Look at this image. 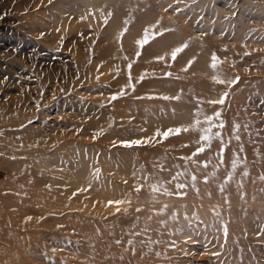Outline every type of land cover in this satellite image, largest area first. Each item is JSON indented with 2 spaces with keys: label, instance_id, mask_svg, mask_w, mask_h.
<instances>
[{
  "label": "rangeland",
  "instance_id": "374dc122",
  "mask_svg": "<svg viewBox=\"0 0 264 264\" xmlns=\"http://www.w3.org/2000/svg\"><path fill=\"white\" fill-rule=\"evenodd\" d=\"M218 1L223 0L198 4L173 0L176 12L168 14L185 25L189 35L151 31L146 48L136 49L135 60L125 64L122 56L133 39H127L128 34L137 35L147 27V21H140L143 17L150 16L156 23L155 13L146 11L139 20L125 21L126 6L115 8L116 0H0V259L8 264H77L83 257L80 248H86L96 229L105 236H123L118 247H134L140 264H264V202L261 207L244 200L243 204L222 202L215 187L216 194L203 197L209 203H198L197 215L186 220V212L195 209L194 196H164L162 205L169 207L153 215L147 198L157 199L159 194L147 188L135 191L145 175L170 179L162 173L157 176L161 171L150 160H165L166 155L180 158L174 147L189 145L181 132L163 137L164 131L175 129L173 122L179 116L174 111L180 110L174 108L176 100L161 97L177 96L173 83L180 74L196 72L193 68L203 57L211 61V53L203 54L201 48L207 46L219 61L222 56L228 62L239 56L238 32L243 34V46H264V19L248 20L230 10L247 1L244 10L249 11L251 0H228L230 8L223 10ZM185 44L188 47L173 60L172 51ZM257 52L264 58V48ZM252 60L242 56L230 65L234 73L238 68L246 70L236 74L246 78L238 111L258 134L252 141L260 149L264 146V59L257 65ZM251 75L257 79L249 80ZM129 83L143 89L123 102L126 94L120 87ZM113 95L117 99L112 100ZM136 140L143 142L131 147L122 144ZM207 159L201 153L197 160ZM118 200L125 203H108ZM149 216L164 221L163 229L153 235L156 243H151L158 244L163 257L148 252L153 251L148 245L150 230L143 229ZM137 217L144 225L136 223ZM177 221L178 233L172 235ZM223 225L228 228L226 242L220 230ZM79 226L86 228L88 240L75 232ZM133 230L142 235H135L136 241ZM159 235L176 239L165 244ZM63 245L72 252L62 256ZM52 249L59 250L58 256L66 257V262L49 253Z\"/></svg>",
  "mask_w": 264,
  "mask_h": 264
},
{
  "label": "bare ground",
  "instance_id": "6f19581e",
  "mask_svg": "<svg viewBox=\"0 0 264 264\" xmlns=\"http://www.w3.org/2000/svg\"><path fill=\"white\" fill-rule=\"evenodd\" d=\"M117 3L114 5L115 8H118L120 5L125 4V13L128 15L125 19L127 20H139L142 18V14L146 13H152L155 15L159 14L161 16L155 17V15H152L153 18L156 20V23L151 22L152 18L150 16H147L146 18L143 17L140 21H144L145 23L147 21V27L141 28L139 30V34H128L127 39L133 38L130 40L131 44L129 45V48L126 50V52L122 56V62L123 63H131V61H134V51L136 49L138 51H142L143 48H146L144 45L141 47L137 42L142 40L144 36L147 34L149 35L151 31L157 30L158 32H174V31H181L187 33L189 35V29L181 24L178 23L177 20L173 17H170L168 12H176L175 10V4H173V0H116ZM202 0H197L198 4ZM228 0H223V1H218L220 4L219 7L220 9H227L230 8V5H228ZM195 2L191 4V6L194 5ZM247 1H242L241 3L237 4L234 7H231V11H235L236 14L240 17H246L248 20H255V19H264V0H251L250 2V10L245 11L244 7ZM156 6H159V10L156 9ZM203 7V6H202ZM152 8H155L154 11ZM208 6L207 4H204L203 9L207 10ZM152 11V12H150ZM139 21V22H140ZM135 28V27H134ZM135 30H133L134 32ZM236 40H238L237 44L235 45L236 51H238L239 56H235V59L224 60L223 57L221 56L220 59L221 61L217 60L218 67L217 69H212L210 67V64L212 61H209L206 57H203L200 59L199 63L197 66H194L193 69L196 70L193 72L189 71H183L182 75L180 74V77L176 79V82L174 81L173 83V91L174 93L177 94V96H180L181 98L179 100H176L175 103V109H178L180 111L175 110L174 112L177 113L179 116L176 122H173V127L181 128V133L184 134V138H186L189 141V145L187 146L186 144H183L181 146H175L174 151L175 152H180L181 156L180 158H173L170 155H166L165 160L164 159H158L154 158L153 160H150V165L152 164L155 166L156 169L160 170L161 168H166L168 169L167 171L164 172H159L156 173L157 176H160V173L164 175H169L171 177L174 175L177 171L183 172L185 171V168L189 170L191 174H195L198 177L197 180V185L200 188V196H197L195 192L192 191L191 188L187 190V195L194 196L192 200V205L195 206L194 210H190V212H186V217L187 219L193 218L197 215V204L198 203H203V204H208V200L203 198L205 197H210L214 194H216L215 187L217 186V183L222 181L224 178V175L228 170H230V165H231V159L233 158V149L236 150L237 154L239 155V158L244 161L240 167L237 169L236 177L235 180H233L227 190L228 194V200H234V201H241L243 204L244 200L245 204H248L252 207H261L264 202V181L260 179L261 175H264V146L261 145L260 149L255 148L256 145L253 144L252 137H258V134L256 133L255 130H252L249 126L245 128L244 126L246 125L247 121L245 118L241 116V114L238 111V102L239 97L241 95L240 91L242 90V87H244V80L246 81V78L244 75L240 77L241 80L233 86L232 88H228L227 84H219L216 82V79H225L226 81L229 79H234L239 73L241 72H246V70H241L237 69L238 71L234 73L231 69L230 63L233 60L234 63L236 62L235 60H240V57L245 56L247 58H252L253 60L251 61L252 64L255 63L257 65L260 62H263V57L258 56V52L261 49L263 50L264 46L262 45H245L243 46V34L241 32H238L235 36ZM199 41L203 42L204 41L199 39ZM207 47V46H206ZM205 47V48H206ZM203 49V54L205 50L209 51L211 53V57L213 55L212 52L208 48ZM226 49H230L231 46H226ZM232 50V48H231ZM141 57V56H140ZM139 57V59H140ZM209 57V59H211ZM142 59L145 57L142 56ZM251 62H245L247 66L251 65ZM233 63V64H234ZM260 66L258 65V71H260ZM135 71V70H134ZM237 74V75H236ZM261 74H264V72H261ZM261 74H258V76H261ZM249 80H254L257 79V77H254L251 75L247 77ZM247 79V80H248ZM118 84H124V83H118ZM134 83H129L127 85L121 86L120 88L125 91V97H123L121 100L123 102L128 101L129 99L134 97V94L137 93V91H140L143 89L142 86H136L133 85ZM176 85V86H175ZM224 91H229V98L226 100L225 105L223 106V111H222V119L225 121V129L223 130L225 134V141L227 142L231 138V143L228 144V146L225 149L224 153V168L221 169L217 173V183L211 182L208 185L203 184L202 181V173L203 172H211L213 169L211 165L209 166L208 169H203L202 166L198 165H193L190 161H186L185 159L182 158H187L192 155L196 151L195 146L196 144H199L202 146V142H200L199 138L201 135L200 126H193V116H192V110L195 107L194 103V98H200L205 101L209 99H219L220 96L223 94ZM240 94V95H239ZM120 100V103H121ZM206 113L211 114L215 112L217 109L221 108L220 105H209L205 103L203 105ZM168 113H171V109L168 108ZM173 112V113H174ZM175 115V114H174ZM230 117H229V116ZM238 124L240 125L239 129V135L241 137L240 141H236L234 138H232L231 134V128L235 125ZM185 127L189 128V131L185 132L183 129ZM263 136V137H262ZM262 138H264V135H261ZM260 138V135H259ZM168 139V138H167ZM196 142V143H194ZM240 144H243L244 146V151L241 153L239 152V147ZM193 146V147H192ZM258 146V145H257ZM220 148V143L219 141H213L212 146L210 148L206 147V150L203 155L205 157L209 158L211 157L212 163L215 164L218 161L217 153L219 152ZM200 155V154H199ZM199 155L195 157V159L199 158ZM200 161V160H199ZM8 163V162H7ZM8 165V164H7ZM179 166V167H176ZM7 167V166H6ZM247 171L249 173V176L247 178L242 176L243 171ZM190 179L189 176H184L181 178L182 182L187 183L188 180ZM239 182V183H238ZM175 183L173 182L172 184H169V189L173 192L176 191L175 188ZM242 184V188H241ZM167 186V185H166ZM241 188V192L243 193V198H241L240 193H238L237 189ZM206 192H211V195H207ZM163 198H165L163 195H158L157 199H154L152 197L147 198V209L151 208L152 214L158 215L160 212V208L163 206L162 204L166 203V201H163ZM151 199L153 200V203L150 204ZM222 202H225L224 199L221 197L220 198ZM120 201V200H118ZM168 203H177L179 201L176 200H170L167 201ZM179 215H183L181 212ZM133 216H131L132 218ZM186 219V220H187ZM208 221L210 222L211 218L207 216ZM132 225H134L135 219L132 218ZM141 218L139 220H136V223L139 225H144L142 224ZM162 218H157L155 220L148 219L146 222V227L147 229L149 228L150 230V239L148 240L147 234L143 235L146 240H148V245L153 248V251L151 252L150 248L148 249V252L150 255L154 254L158 257H163L165 253L160 252L158 244L152 245L151 243L156 240L153 239V235H157L159 230L163 229L161 223ZM141 223V224H140ZM136 224V227L139 228V225ZM175 227L171 228L172 231L170 232L172 235H177L178 233V221L174 222ZM100 227V224L98 225ZM185 227L191 229L190 224H186ZM195 225H192V228H194ZM75 232L77 235H80L82 238H85L88 240V236L86 235V228L83 227H75L74 228ZM134 233V230L132 231ZM169 235L168 237H164L159 235L160 240L162 243H165L172 240L174 236ZM0 236H2L0 234ZM72 234H69V238H71ZM107 236V237H106ZM99 234V232L96 231L95 229V235L91 236L90 239L88 240L87 246L84 249L80 248V254L83 255L81 258L80 262H77V264H140L138 253L135 252L134 247H129V249H121L119 248V244L124 242V237L120 235H115V234ZM142 236V235H139ZM156 238V237H154ZM133 239L136 241L135 235H133ZM176 239V238H174ZM117 241H120V243H117ZM54 243L59 245V239H56ZM59 243V244H58ZM169 243V242H168ZM164 244V245H165ZM62 245V244H61ZM61 254L62 256L65 253L72 252V249L68 245H63ZM175 250H173L174 252ZM172 252V253H173ZM49 253L55 254L54 257L56 259L60 258L58 255H60L59 250L57 249H52L49 250ZM91 253V254H89ZM159 253V255L157 254ZM78 255V253L76 254ZM79 256V255H78ZM66 257H61L60 261H63V263L66 262ZM78 260V259H77ZM89 262H86V261ZM86 262V263H85ZM57 263V262H56ZM0 264H8V262L5 263L4 259H0ZM16 264V263H15ZM19 264V263H17ZM57 264H62L61 262H58Z\"/></svg>",
  "mask_w": 264,
  "mask_h": 264
},
{
  "label": "snow or ice",
  "instance_id": "6c2138e0",
  "mask_svg": "<svg viewBox=\"0 0 264 264\" xmlns=\"http://www.w3.org/2000/svg\"><path fill=\"white\" fill-rule=\"evenodd\" d=\"M49 3H51V0H49ZM109 15H111V13ZM105 22L107 23V21H105ZM57 31H59V29H57ZM156 35H162V33H156ZM153 39H155V36H153ZM137 43L141 47H143L144 45L149 43V36L146 34L144 36V38L142 40L138 41ZM187 47H188V45L185 44L182 47L175 48L171 53L172 59L176 60L177 54L184 51V49ZM139 54L140 53H137V55H139ZM158 59H163V57H159ZM217 60H218V58L216 57L215 54H213L211 57L212 63L210 64V67L212 69H217V67H218ZM188 63H189V65H191L193 63V61L190 60ZM167 75H171V74L169 73ZM214 79H216V82L219 84H222V85L227 84L228 88L230 89L239 82L240 78H239V76H237V77H235V79H229L227 81L225 79H222V78L217 79L214 77ZM161 98L163 100L167 101V100H179L181 97L180 96H173V97L163 96ZM228 98H229V91H224L219 99H209V100L205 101V100L200 99V98H194L195 107L192 110L193 126H197V125L200 126L199 130L201 131V135H200L199 140H200V142H202V146L198 147L196 149V151L194 153H192V155L190 157L182 158V159H185L186 161H190L193 165L202 166L203 169H208L209 166L211 165V167L213 169L211 172H203L202 173V181L201 182L205 185H208L210 183V181L217 183V173L221 169L224 168V164H225V161H224L225 149L228 146V144L231 143V138L227 142L225 141V134H224L223 130L225 129L226 125H225V121L222 119L223 106L225 105V102ZM115 99H117V96L113 95L112 100H115ZM205 103H207L209 105H220L221 108L217 109L215 112H213L211 114H208V113H206V111L203 107V105ZM244 127L247 128V125H245ZM239 129H240V125L235 124L233 126L232 138H234L236 141H240V139H241L240 135L238 134ZM183 131L187 132V131H189V128L185 127L183 129ZM180 132H181V128H179V127L175 128V129L169 128L166 131H164L162 135L166 139L171 134H177L178 135ZM213 141H219V143H220L219 152L216 154L218 157L217 163L213 164L211 157H209L207 160H204V161H198L197 159H195V157H197L199 154L205 152L206 147L210 148L212 146ZM142 142L143 141H140V140L123 141L122 144L124 146L131 147L133 145H139ZM243 151H244V146H243V144H240L239 152L242 153ZM257 151H258V149H257ZM243 162L244 161H242L239 158V155L237 154L236 150L233 149V158L231 159L230 170H228L226 172L223 180L217 183L218 191L220 192L222 198L224 199V201L226 203L228 202V198H229L228 194H227L228 187H229L230 183L233 180H235L237 169L240 167V165ZM176 167H179V166H176ZM167 170L168 169H166V168L160 169L161 172H164ZM99 172H100V170L96 169L97 175L99 174ZM135 175L136 174L134 173V176ZM184 176L190 177V179L188 180L187 183L182 182V180H181V178ZM242 176L247 178L249 176V173L245 170L242 172ZM143 179H144V183L140 184L135 189V191L137 193H139L142 189L147 188L151 191V193H154V194H159V195L169 196V197L175 195L177 197L182 198V197L187 195V190L189 188H191L192 191L195 192L197 196H200L201 190L197 185L198 177L195 174H191L187 168H185V171H183V172L177 171L168 180H164V179H160V178L150 179L149 175H145L143 177ZM260 179L262 181H264V175H261ZM173 182H177V183H175V188H176L175 192L171 191L168 187L165 186V184H172ZM125 183H126V181H125ZM241 188H242V184H241ZM241 188H238L237 191H238V193H240L241 198H243V193L241 192ZM206 194L210 196L211 192H206ZM108 203L110 205L112 203H116L117 205H119V204H123L125 202L121 200V201H115V202L109 201ZM168 207H169V205L165 204L163 206V208L160 209V213H163ZM119 211H120V209L117 208V212H119ZM135 211L137 213H139L141 211V208L137 207L135 209ZM125 212H127V209H125ZM217 217H219L218 212H217ZM151 218H152L151 216L147 217V219H151ZM172 218L175 219L176 217L173 216ZM186 219H187V217H186ZM137 220H139V217H137ZM161 223H164V221H161ZM220 230L222 231L223 237H224L225 242H226L227 237H228L227 226L223 225ZM143 231L147 232L148 229L145 228V229H143ZM132 234L133 235H140L139 232H134ZM117 243H120V241H117ZM128 243L132 244L133 242L131 240H129ZM141 243H143V241H141ZM221 246H223V245H221ZM157 254L159 255V253H157Z\"/></svg>",
  "mask_w": 264,
  "mask_h": 264
}]
</instances>
